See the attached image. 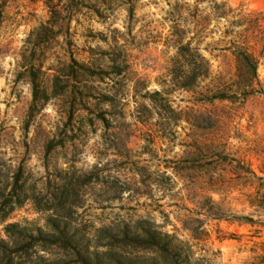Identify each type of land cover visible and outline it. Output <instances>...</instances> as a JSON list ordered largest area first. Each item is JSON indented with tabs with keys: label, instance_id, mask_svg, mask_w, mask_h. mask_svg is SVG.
I'll list each match as a JSON object with an SVG mask.
<instances>
[{
	"label": "rangeland",
	"instance_id": "obj_1",
	"mask_svg": "<svg viewBox=\"0 0 264 264\" xmlns=\"http://www.w3.org/2000/svg\"><path fill=\"white\" fill-rule=\"evenodd\" d=\"M132 4V18L119 2L101 16L85 11L78 15L70 22V38H57L44 66L70 54L104 68L108 58L101 52L121 51L126 77L137 80V90L125 77H104L93 82L91 94L76 93L80 101L72 107L69 95H59L28 116L29 87L16 63L25 36L45 20L46 11L40 2L3 0L0 159L10 165L21 160L34 177L41 176L42 144L55 132L65 145L52 153L58 167L72 165L81 172L95 162L103 164L102 185L88 184L82 192L76 221L87 232L106 224L146 221L180 243L173 253L177 264H264V59L259 52L264 0ZM178 41L188 42L206 66V75L188 89L169 83L168 67ZM238 50L257 59L252 91L246 93L234 84ZM153 90L162 92L173 114L142 96ZM104 91L123 93L122 106L116 99L111 105L102 102ZM217 91L230 98H211ZM135 103L149 107L142 121L135 119ZM99 114L109 118L111 128L127 130L125 149L111 148L115 140L108 135L110 128L102 127ZM46 215L25 202L7 222L41 225ZM53 252L48 257H63L55 254L60 250Z\"/></svg>",
	"mask_w": 264,
	"mask_h": 264
},
{
	"label": "trees",
	"instance_id": "obj_2",
	"mask_svg": "<svg viewBox=\"0 0 264 264\" xmlns=\"http://www.w3.org/2000/svg\"><path fill=\"white\" fill-rule=\"evenodd\" d=\"M30 1L41 3L46 11V18L25 36L16 63L20 69L19 76L25 79L29 87L30 99L26 110L28 116L37 113L51 98L59 95H69V108L72 107L75 100L80 101L76 93L91 94L96 89L93 82L102 81L104 77H125L128 81L132 80L131 89L137 90V80L126 77L128 65L121 51H102V56L108 58L104 68L77 60L70 54L58 58L54 64L44 66L46 54L57 38H70V22L76 21L78 15L85 11L101 16V11L110 8L111 3L119 2L125 6L126 16L132 18V0ZM2 2L0 0V18ZM259 52L264 59V42ZM256 61L253 55L244 50L235 53L234 84L243 93L252 91V83L256 78ZM206 72L204 58L188 42L178 41L175 45V57L168 67L169 83L173 87L188 89ZM112 92H101L102 102L111 105L116 99L122 106L123 93L116 95ZM161 93L158 90L144 91L142 96L151 105L158 103V106H165L169 114H173V109L163 102ZM211 98L230 97L224 91H217ZM135 104V119L142 121L149 113V107L143 103ZM118 112L120 115L121 107ZM73 113V109L68 111L67 121H70ZM97 118L104 130L110 128L108 135L112 141L115 140V145L111 148L114 146L116 149H125L127 130L124 127L111 128L109 118L101 114ZM57 147L65 148V145L53 132L42 144L44 172L37 177L26 169L21 160L10 165L0 159V264H177V261L173 262V253H178L180 243L174 236L155 229L146 221L135 220L132 224L123 222L115 226L106 224L93 228L91 233L87 232L85 225L76 221L80 214L78 209L84 202L82 192L85 186L97 183L102 185L103 164L95 162L89 169L81 172L73 170L72 165L58 167L52 154ZM260 200V204H263L264 192ZM25 202H29L35 211L47 212L41 225L7 222L11 212ZM54 250H60L61 253L55 254L63 257H48ZM128 251L141 252L142 256L129 254Z\"/></svg>",
	"mask_w": 264,
	"mask_h": 264
}]
</instances>
